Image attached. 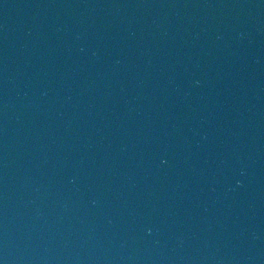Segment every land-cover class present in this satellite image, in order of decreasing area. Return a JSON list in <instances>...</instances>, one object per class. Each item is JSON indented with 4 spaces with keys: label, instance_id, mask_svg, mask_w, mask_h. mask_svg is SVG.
I'll return each mask as SVG.
<instances>
[{
    "label": "water",
    "instance_id": "water-1",
    "mask_svg": "<svg viewBox=\"0 0 264 264\" xmlns=\"http://www.w3.org/2000/svg\"><path fill=\"white\" fill-rule=\"evenodd\" d=\"M0 264H264V0H0Z\"/></svg>",
    "mask_w": 264,
    "mask_h": 264
}]
</instances>
